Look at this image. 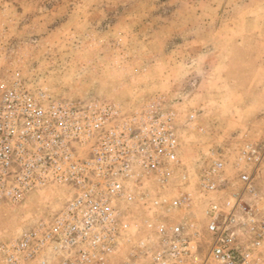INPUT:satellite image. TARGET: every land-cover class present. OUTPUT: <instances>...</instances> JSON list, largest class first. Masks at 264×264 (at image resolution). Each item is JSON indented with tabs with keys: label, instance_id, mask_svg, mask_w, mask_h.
<instances>
[{
	"label": "rangeland",
	"instance_id": "1",
	"mask_svg": "<svg viewBox=\"0 0 264 264\" xmlns=\"http://www.w3.org/2000/svg\"><path fill=\"white\" fill-rule=\"evenodd\" d=\"M14 78L50 99L117 104L125 116L172 111L188 181L178 172L165 188L141 190L169 200L190 193L188 209L167 202L154 211L200 230L205 253L207 204L242 190L235 160L245 146L264 151V0H0V92ZM214 154L225 180L203 193L199 178ZM255 186L264 216V159ZM69 197L68 187L48 184L0 204V243L51 219ZM123 207L139 220L134 241L156 240L146 206Z\"/></svg>",
	"mask_w": 264,
	"mask_h": 264
},
{
	"label": "built area",
	"instance_id": "2",
	"mask_svg": "<svg viewBox=\"0 0 264 264\" xmlns=\"http://www.w3.org/2000/svg\"><path fill=\"white\" fill-rule=\"evenodd\" d=\"M179 149L172 111L125 116L108 101L50 99L20 78L3 85L0 204L22 203L48 184L70 190V199L51 219L0 243L4 264H264V216L256 203L260 198H254L264 151L245 146L235 160L242 190L223 203L207 204L209 244L203 253L200 230L186 222L168 224L154 211L167 202L188 209L191 194L182 191L169 200L141 190L151 184L165 188L178 172L180 183H187ZM224 167L214 154L199 178L200 192L220 191ZM126 201L146 206L156 240L134 241L140 224L125 211Z\"/></svg>",
	"mask_w": 264,
	"mask_h": 264
}]
</instances>
